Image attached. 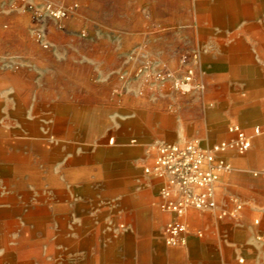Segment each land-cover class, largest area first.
<instances>
[{"label": "crops", "instance_id": "0c3cea01", "mask_svg": "<svg viewBox=\"0 0 264 264\" xmlns=\"http://www.w3.org/2000/svg\"><path fill=\"white\" fill-rule=\"evenodd\" d=\"M48 1L54 0H0V58L22 63L12 75L47 82L39 91L11 89L2 95L10 100L0 102V123L56 135L65 185L68 175L78 187L84 171L108 164L109 193L138 195L142 202L147 189H155L152 206H157L158 181L143 172L152 163L153 143L198 140L210 146L231 137V124L250 131L264 121V29L253 10L239 9L244 0H212L215 4L198 11L138 0L149 47L80 37L82 14L103 31L99 19L119 13L117 0H85L87 6L59 25L52 19L40 23L36 12L25 8ZM36 29L43 31L48 48L33 38ZM184 52L198 54L203 91L147 89L137 77L149 60L169 69ZM219 157L230 168L216 183L217 207L189 210L184 243L162 246L154 264H235L237 257L263 256L264 242L256 236L264 237V134L244 153L230 150ZM122 182L127 184L121 187ZM222 209L233 215L218 217ZM148 259L142 255L140 264H150Z\"/></svg>", "mask_w": 264, "mask_h": 264}, {"label": "rangeland", "instance_id": "374dc122", "mask_svg": "<svg viewBox=\"0 0 264 264\" xmlns=\"http://www.w3.org/2000/svg\"><path fill=\"white\" fill-rule=\"evenodd\" d=\"M161 2L167 8L177 5L180 11L192 7L198 11L215 4L212 0ZM48 3L57 9H68L67 15L61 19L46 15L44 6ZM34 4L31 10H42L43 16L36 17L40 23L52 19L58 25L66 18L71 19L80 7L88 5L85 0ZM115 4L120 7L119 13L99 19L103 31L98 30L93 17L82 14L80 37L84 41L147 43L149 47L148 36L143 34L144 18L139 15V1L117 0ZM238 7L243 11L253 10L258 27L264 29V0H244ZM195 20L200 24V19ZM35 31L33 38L40 43ZM112 31L115 34H111ZM193 54L197 52L182 53L176 65L169 69L149 61L158 70L181 76L185 70L181 63L183 55L190 58ZM197 63L198 60L195 79L200 81ZM21 68L19 61L15 66L0 63V72L7 75L0 76V102L10 100L1 97L11 89L26 93L39 91L47 84L41 79L12 75ZM161 86L172 89L170 79L158 87ZM146 88L154 89L147 85ZM41 132L33 128L31 132L20 131L8 122L0 123V264H140L146 253L148 263L154 264L155 251L166 246L161 231L168 218L155 204L152 206L156 201L155 189L148 188L142 202L138 195L129 199L124 193H109L108 164L92 172L84 171L78 187L68 175L65 185L62 183L65 177L59 176L58 138L48 130ZM125 184L122 182L120 186ZM245 260L247 264H264V253L261 259Z\"/></svg>", "mask_w": 264, "mask_h": 264}, {"label": "built area", "instance_id": "2783aa9c", "mask_svg": "<svg viewBox=\"0 0 264 264\" xmlns=\"http://www.w3.org/2000/svg\"><path fill=\"white\" fill-rule=\"evenodd\" d=\"M25 6L34 9L32 4ZM41 11H35L37 17L43 16ZM44 12L55 19H61L67 15L68 9H57L48 3L44 6ZM35 36L42 47H49L41 30L37 29ZM197 60V54L190 58L183 55L181 63L185 70L181 76L158 70L152 63L141 65L136 75L145 85L154 89L170 79L172 89L180 93L202 91L204 83L195 79ZM0 63L3 66L17 65V61L9 57L0 58ZM227 130L231 134L230 138L210 146H203L198 140L157 141L150 146L154 151L153 160L144 167L143 172L158 181L157 208L170 215L161 231L165 244L184 243V235L188 231L184 217L189 210L212 211L217 207L215 186L220 172L230 168L219 155L230 150L237 153L247 151L252 139L264 134V121L256 124L250 131L244 130L238 124L229 125ZM236 209H240V204H237ZM226 215H233V212L222 209L217 213L218 217ZM256 238L264 242L263 236L257 235ZM235 264L247 263L244 257H237Z\"/></svg>", "mask_w": 264, "mask_h": 264}]
</instances>
